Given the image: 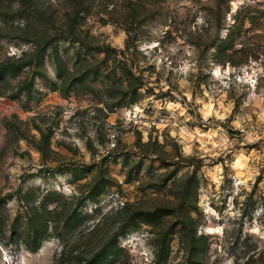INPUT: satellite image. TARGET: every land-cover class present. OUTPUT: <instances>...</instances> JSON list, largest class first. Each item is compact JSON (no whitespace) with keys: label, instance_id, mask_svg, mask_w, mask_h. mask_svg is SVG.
<instances>
[{"label":"rangeland","instance_id":"obj_1","mask_svg":"<svg viewBox=\"0 0 264 264\" xmlns=\"http://www.w3.org/2000/svg\"><path fill=\"white\" fill-rule=\"evenodd\" d=\"M0 264H264V0H0Z\"/></svg>","mask_w":264,"mask_h":264}]
</instances>
